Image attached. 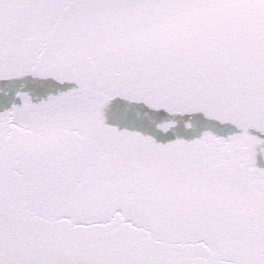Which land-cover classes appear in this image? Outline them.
Listing matches in <instances>:
<instances>
[{
    "label": "snow or ice",
    "instance_id": "snow-or-ice-1",
    "mask_svg": "<svg viewBox=\"0 0 264 264\" xmlns=\"http://www.w3.org/2000/svg\"><path fill=\"white\" fill-rule=\"evenodd\" d=\"M0 264H264V0H0Z\"/></svg>",
    "mask_w": 264,
    "mask_h": 264
}]
</instances>
